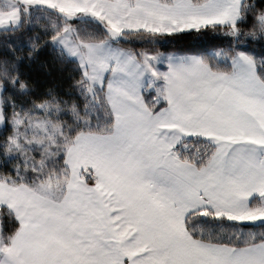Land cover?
I'll list each match as a JSON object with an SVG mask.
<instances>
[{"label":"snow or ice","instance_id":"obj_1","mask_svg":"<svg viewBox=\"0 0 264 264\" xmlns=\"http://www.w3.org/2000/svg\"><path fill=\"white\" fill-rule=\"evenodd\" d=\"M5 3L0 264H264V0Z\"/></svg>","mask_w":264,"mask_h":264},{"label":"trees","instance_id":"obj_2","mask_svg":"<svg viewBox=\"0 0 264 264\" xmlns=\"http://www.w3.org/2000/svg\"><path fill=\"white\" fill-rule=\"evenodd\" d=\"M38 16L41 18V23H48V21L44 19V13H37V12L33 13L32 17H31V23H33L35 25ZM136 38L137 37L135 35H132L129 37V39H131V40H135ZM38 75H41V76L45 75L44 69L42 67L38 69ZM56 76H57V69L55 67H52L51 68V77L54 78ZM47 83L50 85H54L55 80L52 78H49L47 80Z\"/></svg>","mask_w":264,"mask_h":264},{"label":"crops","instance_id":"obj_3","mask_svg":"<svg viewBox=\"0 0 264 264\" xmlns=\"http://www.w3.org/2000/svg\"><path fill=\"white\" fill-rule=\"evenodd\" d=\"M0 7H4L6 9L5 0H0ZM6 14V13H5Z\"/></svg>","mask_w":264,"mask_h":264}]
</instances>
